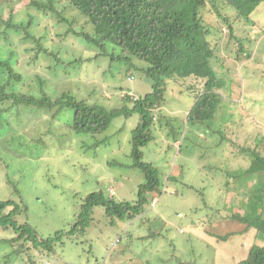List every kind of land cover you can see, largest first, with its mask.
<instances>
[{"label": "rangeland", "instance_id": "rangeland-1", "mask_svg": "<svg viewBox=\"0 0 264 264\" xmlns=\"http://www.w3.org/2000/svg\"><path fill=\"white\" fill-rule=\"evenodd\" d=\"M51 2L57 8L69 3L68 0ZM11 8L17 12L16 21L22 19L27 23L28 14L32 15L29 31L43 30L46 42L43 46L56 54L62 66L51 73L46 70V58L30 63L34 52L25 50L24 34L8 28L11 39L4 42L0 37V58L13 53L10 62L23 76L17 84L13 82L14 90L26 89L30 93L29 86H37L34 75L40 73L47 78L44 88L49 95L53 90L54 96L70 90L76 99L108 109L122 107L125 101L121 97L127 92L143 96L151 90L145 72L139 69L146 68L145 62L134 58L130 63L118 58L111 60L113 54L120 55L108 43L103 54L93 59L94 52L101 51L98 47L79 36L68 34L63 38L66 21L49 10L38 9L31 0H0V26L2 19H6L4 13L8 14ZM204 10L203 25L218 57L214 67L220 76H229L224 86L215 90L220 95L215 119L204 124L211 132L208 136L201 133L197 138L182 141V150L178 152V144L173 146L166 133L152 129V137L141 151L143 161L152 162L159 169L163 180L161 192L152 193L150 204L137 217L115 225L110 224L103 207L95 206L84 234L65 239L56 246L57 254L43 251L39 256L34 249L32 254L38 256L34 258L36 264H173L176 261L236 264L247 256L253 243L264 244L254 228L246 229L238 219L225 218L226 212L242 208L245 201L250 204V211L264 217L261 197L259 194H242L237 199L235 195L229 196L230 185L235 183L245 188L246 176L242 180L226 179L227 188L224 178L226 171L251 166L250 157L240 152V147L264 154V140L258 147L255 145L264 136V2L254 9L248 21L238 19L232 30L220 17L230 16L226 8L218 6L212 12L207 2ZM62 14L75 22L76 29L93 32L92 26L86 25L84 18L69 6ZM52 37L55 42L50 44ZM73 55L77 59L69 67L66 63L73 61ZM135 64L137 67L133 68ZM180 82H167L159 111L160 117L163 116L161 122L167 123L169 118V126L174 127L181 123L180 116H185L192 104L189 94L192 85L195 83L201 89L204 81L189 77ZM33 85L30 89L39 93V88ZM9 104H2L0 112V200L10 197L25 207L15 215L18 222H29L46 237L57 229H69L78 205L91 191L102 189L116 201L137 200L138 187L144 181L143 174L132 167L130 155L132 130L139 121L137 114L115 117L106 130L89 135L65 126L67 116H72L70 109L52 118L51 112L46 114L21 104L6 109ZM220 132L226 139L220 137ZM220 140L222 144L215 147ZM195 142L207 150L194 152L191 144ZM18 146L23 153L16 150ZM207 162L216 164L218 169L206 170ZM170 175L178 180H171ZM263 180L264 173L260 172L258 186ZM12 235L11 229H0V238ZM128 244L130 247L124 249ZM16 247L17 244L13 251ZM1 248L6 251L10 247L0 245ZM26 257L23 254L22 261L9 264H29Z\"/></svg>", "mask_w": 264, "mask_h": 264}, {"label": "trees", "instance_id": "trees-1", "mask_svg": "<svg viewBox=\"0 0 264 264\" xmlns=\"http://www.w3.org/2000/svg\"><path fill=\"white\" fill-rule=\"evenodd\" d=\"M68 1L69 5L57 8V5L53 4L51 0H48L46 4L31 0L38 9L49 10L51 13H55L60 20L66 21L67 28L61 34L63 38L68 34L79 36L84 38L86 43L98 47L101 51L94 52L93 59L103 54L105 45L108 43L120 55L119 57L113 54L111 60L118 58L130 63L134 58L136 61L145 62L146 68L141 67L139 69L145 72L151 90L136 99H132L128 94H125L122 97L125 104L120 108L111 109L98 103L89 104L84 99L78 100L70 93V90H64L56 96H54L55 90H53L52 95H49L44 88V82L47 83V78L40 73L34 75L37 86L31 84L33 87L39 88V93L37 90L30 89L31 85L29 86L30 93H26L28 92H25L26 89L17 91L13 89V82L17 84L23 76L15 70L14 65L10 62L13 57L11 52L5 59L0 58V74L2 73L0 112L1 105L6 102L10 103L6 109H9L12 105L19 106L21 104L27 108L31 107L46 112V114L51 112L52 118H57L59 112L70 109L72 110V116H67L65 126L77 133L89 135L106 130L115 117L121 115L128 117L131 114H137L139 121L132 130L130 155L133 159L132 167L137 168L143 174L144 181L138 187L137 200L134 202L116 201L113 196H109L102 189L89 192L82 203L78 205L75 218L69 229H57L52 235L46 237L41 236L29 222H18L15 219V215L25 209L22 204L10 197L0 200V229H11L13 231L12 236L0 238V245L10 247L6 251L3 248L0 249L2 251L0 252V264L20 262L23 260V254H26L25 260L29 264H36L34 258L38 256L34 257L32 254L34 249L39 253V256L42 255L43 251H46L49 255L57 254V245H62L65 239L86 232L95 206L103 207L105 214L110 217V224L115 225L118 221L132 220L137 217L145 209V206L150 204L153 199L152 193L161 192L163 184L158 167L152 162L143 161L141 148L150 141L152 129L160 131V133H166L173 146L178 144V152L182 150L180 149L182 141L197 138L201 133L208 136L211 131L204 128V124L206 121L215 119L220 102V95L215 90L224 86L225 80L229 77L227 75L220 76L214 67V61L217 62L218 57L208 41V29L203 25L202 19V14L209 12L204 10L207 7V2H209V8L212 12L216 11L218 6L226 8L230 16L220 17L229 26L230 30L239 21L238 19L244 18L248 21L254 9L264 2V0ZM67 6L72 12L83 17L86 25L90 24L92 26L93 32L76 29L75 22L67 15L62 14ZM16 13L13 8L8 10V14L4 13L6 19H2L0 37L4 42H10L11 37L8 28L14 32L22 31L24 41H27L25 50L29 49V51L34 52L30 63L35 62V60L43 61L46 58V70L51 73L57 72V67L61 65L58 64L56 54L43 46V43H46L43 30L32 28L29 31V26L33 22L32 15L28 14V21L25 23L22 19L17 21L14 19ZM43 28L46 27L43 26ZM39 34L41 35L39 36ZM54 42L55 39L52 37L49 43L53 44ZM71 58L73 61L66 63L69 67L74 65L76 61V56L73 55ZM136 67V64L133 65V68ZM218 67H222L221 62ZM27 76L29 77V74ZM189 77H193L195 81L203 80L202 88L199 89L195 83L192 85L189 91L193 100L192 104L186 115L180 116L181 123H178V126H169V118L166 120L167 123H162L163 116L160 117L159 114L162 102L165 100L167 82H180L181 79L184 80ZM200 130L203 132H199ZM220 137L226 139L223 134ZM194 140L196 141V139ZM262 140H264V136L256 140V147L262 144ZM220 144H222L221 140L215 147ZM168 146L166 150L170 149ZM192 148L194 152L207 150L206 147L196 142L191 144ZM16 150L23 153L19 146ZM239 151L250 157L251 166L243 170L226 172L223 170L225 187L227 188L229 185L226 179L242 180L245 176L246 186L243 189L234 183L228 187L231 188V191L228 190L227 193L229 196L235 195L236 199L242 194L250 196L259 194L261 197L260 205H264V180L260 182L259 186L256 182L260 172L264 173V154H260L256 149L250 151L245 147H240ZM194 152H191V154ZM207 169L214 171L218 169V166L216 164L208 165L207 162ZM169 178L178 180V177L174 179L172 175ZM16 186L17 184L14 186L15 189ZM175 190L174 194H177L178 190ZM247 203L245 201L243 207L236 211L230 209L229 213L226 212L225 218L228 216L230 219H238L245 224L246 229L254 228L255 232L264 241V217L250 211V204L247 205ZM220 217L224 216L220 215ZM16 244V250L13 251ZM129 247L130 244L124 246V249ZM167 264L169 263L167 262ZM173 264L194 263L176 261ZM236 264H264V244L257 245L253 243L247 256Z\"/></svg>", "mask_w": 264, "mask_h": 264}, {"label": "clouds", "instance_id": "clouds-1", "mask_svg": "<svg viewBox=\"0 0 264 264\" xmlns=\"http://www.w3.org/2000/svg\"><path fill=\"white\" fill-rule=\"evenodd\" d=\"M125 94H128L130 97H132V99H136V98L138 97V96H135V95H133L132 93H128V92L125 93ZM122 97H123V96H122ZM122 97H121V98H122ZM111 196H112V195H111Z\"/></svg>", "mask_w": 264, "mask_h": 264}]
</instances>
